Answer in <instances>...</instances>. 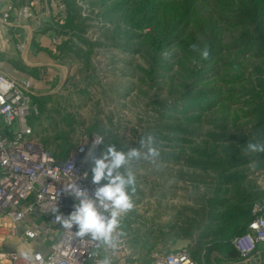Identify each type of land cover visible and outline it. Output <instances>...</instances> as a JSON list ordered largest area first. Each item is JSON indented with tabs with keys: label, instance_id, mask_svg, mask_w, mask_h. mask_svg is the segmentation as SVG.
I'll use <instances>...</instances> for the list:
<instances>
[{
	"label": "trees",
	"instance_id": "16d2710c",
	"mask_svg": "<svg viewBox=\"0 0 264 264\" xmlns=\"http://www.w3.org/2000/svg\"><path fill=\"white\" fill-rule=\"evenodd\" d=\"M82 1L98 10L101 20L107 22L101 28L105 36L95 41L87 38L88 25L80 17L81 8L76 0H64L67 16L63 25L53 26L58 39L54 57L61 63H77L79 71L87 73V80L96 78L91 63L93 50L118 43L141 46L146 68H139V72L152 82L168 71L175 58H184L191 65L178 85L182 104L172 107L165 100L156 102L162 108L155 110L153 123L145 127L144 134L157 133L154 135L162 162L208 177L183 171L176 174L178 180L201 187L204 192L187 197L193 206L180 213L182 223L173 230V242L180 238L193 242L190 253L198 264L237 261L232 241L245 233L253 219V204L264 196L252 178L254 172L264 171V153L243 152L247 141L264 140V0ZM200 2L210 12L191 25ZM53 12H57L56 7ZM217 24L237 28L240 34L225 44L215 32ZM194 43L201 49L208 46V60L191 49ZM172 47L176 53L171 59L163 57ZM226 53L228 58L221 60ZM74 83L67 80L63 90ZM88 93L86 89L79 91L91 101ZM31 98L36 113H32L28 124L54 159L63 161L74 148L77 140H73V133L103 136L104 144L97 156L105 144L123 149L120 137L113 134L112 117H107L105 126L100 113L94 112L88 123L68 108L69 96ZM207 116L210 118L204 120ZM203 124L211 131L200 136L192 127ZM250 167L253 172H249ZM136 193H140L138 183ZM128 215L121 220L123 224Z\"/></svg>",
	"mask_w": 264,
	"mask_h": 264
},
{
	"label": "rangeland",
	"instance_id": "374dc122",
	"mask_svg": "<svg viewBox=\"0 0 264 264\" xmlns=\"http://www.w3.org/2000/svg\"><path fill=\"white\" fill-rule=\"evenodd\" d=\"M78 3L84 7L83 10L80 7V17L86 19L85 24L88 25L85 36L92 41L100 40L105 36L101 28L107 22H103L98 10H94L87 2L79 0ZM209 12L204 2L198 3L192 15L191 25L199 22V18ZM54 17L55 15L51 16V19ZM215 32L217 36H222L225 44L233 42L240 34L239 29L221 24L216 25ZM140 47L135 42L96 47L91 55L95 79L87 80L85 77L87 73L79 71L80 66L77 63L65 62L70 65L66 81L75 82L73 86L70 84L61 90V96L70 97L68 108L75 112L78 119H87L88 123L92 122L89 117L93 116L94 112L100 113L99 118L105 126L108 124L107 117H112L113 134L120 137L122 150L125 151L128 147H137L139 136L144 134L147 125L153 123L155 110L162 108L157 106L156 102L165 100L167 105L172 107L182 104L179 99L181 89L178 85L185 77V69L191 67L184 58H175L169 63L166 73H160L153 82L149 81L139 72V68H146V57ZM175 53L176 48L172 47L162 56L171 59ZM228 56V53L224 54L221 60L227 59ZM194 64L192 63V66ZM84 89L89 92L88 96L92 97L91 101L79 94V91ZM179 109H176L173 116ZM208 117L210 118L207 116L204 120ZM192 129L200 136L211 131L210 126L206 124L195 125ZM71 136L73 140L78 141L82 135L73 133ZM164 151L171 152V150ZM134 170L140 193H135L133 197L135 207L129 212L128 221L124 224L121 222V229L129 241V262L151 264L156 253H167L169 247L173 245V230L182 223L180 213L183 208L193 206L191 200L187 201V197L199 196L204 192L201 187L178 180L176 174L178 171H183L208 177L200 172L181 170L179 166L162 162L160 158L155 164L144 160L134 162ZM249 172H253L251 167ZM262 172L257 171L252 175L259 189L262 187L263 180L260 177Z\"/></svg>",
	"mask_w": 264,
	"mask_h": 264
},
{
	"label": "built area",
	"instance_id": "2783aa9c",
	"mask_svg": "<svg viewBox=\"0 0 264 264\" xmlns=\"http://www.w3.org/2000/svg\"><path fill=\"white\" fill-rule=\"evenodd\" d=\"M78 7L83 6L78 3ZM55 3L57 12L53 13V25H63L67 9L63 2ZM4 11L0 17L3 26L18 25L33 21L36 14L25 5L19 8L9 0H0ZM13 15V20H12ZM83 17L84 14H82ZM15 20V21H14ZM92 41V40H91ZM57 43V40L54 41ZM19 44V50H23ZM36 113L30 100V83L26 80L14 81L0 73V216L2 226L10 233L14 226L28 216L47 217L45 232L57 227L58 238L50 245L46 256L32 253L33 264H98L105 255L104 247L85 237L75 234V229L61 227L55 220L51 209L58 206L61 213L72 211L73 198L65 192L69 185L93 190L90 164L87 162L89 150L99 134L82 135L63 161L54 159L35 137L28 124V117ZM102 144L97 145L95 154ZM261 190L264 191V171ZM252 221L245 233L232 241L238 254V260L221 264H264V196L252 207ZM124 217V216H123ZM3 224H6L3 225ZM28 240L33 241L36 234L32 230L25 232ZM119 250L112 257L113 264L127 262L130 257L128 239L123 236ZM9 259L17 260L16 254ZM151 264H198L189 250L156 253Z\"/></svg>",
	"mask_w": 264,
	"mask_h": 264
},
{
	"label": "clouds",
	"instance_id": "9594fccd",
	"mask_svg": "<svg viewBox=\"0 0 264 264\" xmlns=\"http://www.w3.org/2000/svg\"><path fill=\"white\" fill-rule=\"evenodd\" d=\"M201 59L208 60L210 51L207 45H190ZM104 144V137H98L86 157L90 164V192L77 184L69 185L65 192L75 201L68 214L60 212L58 206L51 209L55 220L62 228L73 230L79 237H85L104 247L105 255L98 264H113L112 257L119 250L125 233L121 229L123 216L135 207L133 196L137 190V175L134 162L141 160L155 164L161 156L156 136L148 132L139 140L138 147L122 150L115 144H105L99 156L95 154L97 145ZM243 152L264 153V140L246 142Z\"/></svg>",
	"mask_w": 264,
	"mask_h": 264
},
{
	"label": "crops",
	"instance_id": "0c3cea01",
	"mask_svg": "<svg viewBox=\"0 0 264 264\" xmlns=\"http://www.w3.org/2000/svg\"><path fill=\"white\" fill-rule=\"evenodd\" d=\"M50 1L18 0L20 3L18 5L14 0H9L16 8L29 6L36 14V19L21 22L17 26L13 24L3 26L0 23V73L14 81H29L33 107L35 104L32 96H60L70 72L68 63H61L54 57L57 53L58 39L53 33V19H51V16H54L55 3L51 4ZM58 1L64 2V0ZM3 11L4 7L0 6V17ZM55 40L57 43H54ZM19 44H23V50H19ZM46 220L47 217L44 215L28 216L17 223L13 228L14 231L10 233L9 226L1 225L3 220L0 216V264H33L32 253L46 256L50 245L58 238L57 227H53L51 233L45 232ZM28 230L36 234L33 241L25 236ZM191 243L192 248L194 244ZM10 254H16L17 260L9 259ZM119 264L132 263L128 259L127 262Z\"/></svg>",
	"mask_w": 264,
	"mask_h": 264
},
{
	"label": "water",
	"instance_id": "95a60500",
	"mask_svg": "<svg viewBox=\"0 0 264 264\" xmlns=\"http://www.w3.org/2000/svg\"><path fill=\"white\" fill-rule=\"evenodd\" d=\"M191 241L188 239H176L172 246L169 248V252L173 253L180 250H189L191 248Z\"/></svg>",
	"mask_w": 264,
	"mask_h": 264
}]
</instances>
